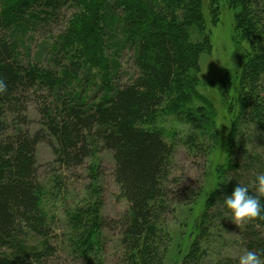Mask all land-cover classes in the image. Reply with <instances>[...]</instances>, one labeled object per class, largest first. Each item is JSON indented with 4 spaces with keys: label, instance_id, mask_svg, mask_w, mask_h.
I'll return each mask as SVG.
<instances>
[{
    "label": "trees",
    "instance_id": "16d2710c",
    "mask_svg": "<svg viewBox=\"0 0 264 264\" xmlns=\"http://www.w3.org/2000/svg\"><path fill=\"white\" fill-rule=\"evenodd\" d=\"M219 1L209 0L212 20ZM223 1L233 14V42L246 43L249 51L229 100L226 160L216 167V185L180 264H238L230 256L207 260L205 225L220 211L228 214L223 199L238 183L254 192L255 176L264 172L260 154L236 142L242 124L264 130V0ZM1 6L0 79L7 90L0 94V264H46L56 252L36 177V144L46 139L60 166L82 165L95 144L111 151L127 203L114 222L120 235L114 264H163L164 217L198 192L168 185L173 146L145 123L161 108L178 115L191 128V149L217 133L214 108L198 91L199 59L209 40L192 38L205 26L202 0H3ZM63 10L70 11L64 29L44 37ZM123 49L134 69L128 76L116 55ZM90 85L94 94L87 96ZM30 104L42 126L35 134L27 129ZM92 200L66 218L62 236L75 259L103 264L107 223ZM239 235L244 251L264 252V219L243 224Z\"/></svg>",
    "mask_w": 264,
    "mask_h": 264
},
{
    "label": "rangeland",
    "instance_id": "374dc122",
    "mask_svg": "<svg viewBox=\"0 0 264 264\" xmlns=\"http://www.w3.org/2000/svg\"><path fill=\"white\" fill-rule=\"evenodd\" d=\"M2 1L0 0V7H2ZM218 4V16H213L214 20H212L209 9L212 10L213 7L209 8V0H202L205 26L202 27L201 33L196 31L194 35L192 34L195 42L204 36L209 40V50L202 53L199 59L198 91L210 101L214 108L217 133H213L211 137H207L202 144H199L200 148L191 149L188 146L191 128L184 120H180L178 115L167 113L164 108H161V111L156 112L152 121L145 123L147 128L159 130L165 140L173 146L168 185L183 193L187 189L198 192L194 200L174 207V213L164 217L163 227L168 232V247L163 264H180L187 253L190 241L197 232L205 205L204 201L216 185V167L224 164L228 152L227 135L230 119H232L229 100L236 93L243 56L249 49L246 43L235 45L232 39L233 14L223 0H220ZM63 11L64 16L61 15L63 19L58 25L50 28L49 35L43 34L44 37L51 38L64 29V22L70 11ZM42 39L40 34L36 35L37 44ZM113 41L117 42L116 38ZM114 52L115 49L112 47L107 49L109 55ZM116 55L120 62V70L127 71V76L134 73L130 65L129 51L119 50ZM122 77L123 81L127 80L125 75ZM94 81L98 83L97 78ZM94 90L95 88L90 85L86 95L94 94ZM224 91H226V97L223 94ZM27 115L29 118L27 129L31 134H35L42 126L34 104H30ZM242 125L239 136L236 138L237 144L260 154L261 160L264 161V130L252 125ZM94 147L93 155L86 158L82 165L66 167L54 161L49 139L40 140L36 144V177L42 186L41 208L52 226L53 233L50 241L56 247L55 254L47 260L46 264H91L90 259L77 260L69 253L62 234L64 230H67L66 218L74 213L75 208L82 207L86 203L91 204L92 199L107 223L103 229L102 263L114 264L119 258L118 238L120 235L119 228L114 222L123 214L127 203L120 196L114 179L115 163L111 151L100 144H95ZM255 168L256 166L251 174ZM227 215L220 211L215 219L205 225L211 237L207 260L210 255L215 257L213 260L226 256L237 259L244 253L242 239L239 235L243 224L235 225L226 218ZM35 244L39 247V241Z\"/></svg>",
    "mask_w": 264,
    "mask_h": 264
},
{
    "label": "clouds",
    "instance_id": "9594fccd",
    "mask_svg": "<svg viewBox=\"0 0 264 264\" xmlns=\"http://www.w3.org/2000/svg\"><path fill=\"white\" fill-rule=\"evenodd\" d=\"M6 90V83L0 79V94ZM253 187L254 192L247 185L238 183L231 194L224 196L223 204L228 212L226 218L237 226L256 218L264 219V172L255 176ZM237 259L238 264H264V252L245 250Z\"/></svg>",
    "mask_w": 264,
    "mask_h": 264
}]
</instances>
